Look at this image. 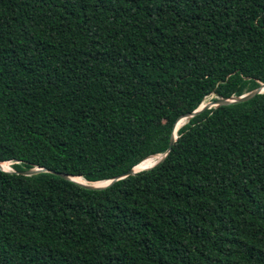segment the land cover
Listing matches in <instances>:
<instances>
[{
  "label": "trees",
  "instance_id": "1",
  "mask_svg": "<svg viewBox=\"0 0 264 264\" xmlns=\"http://www.w3.org/2000/svg\"><path fill=\"white\" fill-rule=\"evenodd\" d=\"M260 83L264 0H0V264H264V92L54 174Z\"/></svg>",
  "mask_w": 264,
  "mask_h": 264
},
{
  "label": "water",
  "instance_id": "2",
  "mask_svg": "<svg viewBox=\"0 0 264 264\" xmlns=\"http://www.w3.org/2000/svg\"><path fill=\"white\" fill-rule=\"evenodd\" d=\"M264 92V83H260L256 89L254 90H251L249 92H246L244 94H241L240 96L238 97H228V98H223V97H218L214 100H211L209 101L208 104H199V106L197 107L196 110H194L193 112L191 113H184L182 115H180L174 125H173V130H172V133L170 134L169 136V140H168V144H167V147L164 151L163 154H159V155H155L154 157H156V161L153 162L152 165L148 166V167H145L143 169H140L139 168H136V165L133 166L131 169L127 170L126 172H123L121 174H119V176L117 177H114V178H110L108 180H103V181H98V182H104L102 184H97V182H93V181H86L84 178H83V181L80 182V181H77L75 179H73V177L75 176H68V175H65V174H60V173H54L52 171H48L46 168H43V167H39V166H34V167H31L27 170H24V171H21V172H17L19 173L20 175H23V176H27V175H33V174H37V173H40V172H49V173H54L55 175L59 176L60 178L64 179V180H68V181H73L77 184H79L80 186L86 188V189H93L95 191H99V190H102V189H105L107 187H109L110 185H112L114 182L118 181V179L120 178H124L128 175H132V174H135L137 172H141V171H145V170H149V169H152L153 167L157 166L158 164H160L163 160H164V157L168 154L167 152L170 150V147L172 145V143L174 142L175 138H176V134H177V123L182 120V119H186V121L188 122L191 118L199 115L200 113L204 112L205 110H209V108L211 107H214V106H217V105H226V104H229V103H232V104H235V103H242V102H245V101H248L249 99H251L252 97L255 96V94H258V93H262ZM153 157V156H151ZM6 164L7 163H10L11 162H5ZM2 162H0V168L2 169V171H6L4 170L3 166H2ZM14 172L11 167H10V170L9 171H6V172ZM82 177V176H80Z\"/></svg>",
  "mask_w": 264,
  "mask_h": 264
},
{
  "label": "bare ground",
  "instance_id": "3",
  "mask_svg": "<svg viewBox=\"0 0 264 264\" xmlns=\"http://www.w3.org/2000/svg\"><path fill=\"white\" fill-rule=\"evenodd\" d=\"M217 97V96H216ZM185 121H186V119H182V120H180L178 123H177V128L179 129V127H181L184 123H185ZM177 129V130H178ZM156 157H149V158H147V159H145L144 161H142L140 164H138L137 166H136V168H139V170L140 169H143V168H145V167H148V166H150V165H152L153 164V162H155L156 161ZM9 164L7 163H4V164H2V166H3V168L5 169H9L7 166H8ZM82 178V177H81ZM73 179H75V180H77V181H80V182H82L83 181V179L81 180L80 179V177H77V176H75V177H73ZM102 183H104V182H97V184H102Z\"/></svg>",
  "mask_w": 264,
  "mask_h": 264
},
{
  "label": "rangeland",
  "instance_id": "4",
  "mask_svg": "<svg viewBox=\"0 0 264 264\" xmlns=\"http://www.w3.org/2000/svg\"><path fill=\"white\" fill-rule=\"evenodd\" d=\"M213 95H209V96H207V97H205L204 99H203V101L201 102V104H203V105H205V104H208L209 103V101H211L212 99H211V97H212ZM185 123H187V121H185ZM9 165L7 166L9 169H4V170H6V171H9L10 170V167H11V164L10 163H8ZM82 180V179H81Z\"/></svg>",
  "mask_w": 264,
  "mask_h": 264
}]
</instances>
